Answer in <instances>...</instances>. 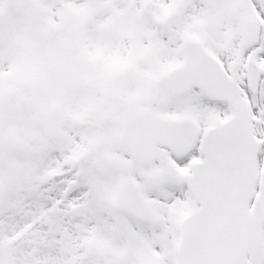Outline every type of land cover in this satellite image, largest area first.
<instances>
[{"label": "snow or ice", "instance_id": "6c2138e0", "mask_svg": "<svg viewBox=\"0 0 264 264\" xmlns=\"http://www.w3.org/2000/svg\"><path fill=\"white\" fill-rule=\"evenodd\" d=\"M0 264H264V0H0Z\"/></svg>", "mask_w": 264, "mask_h": 264}]
</instances>
